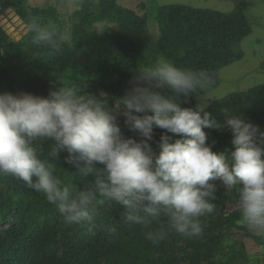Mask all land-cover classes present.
<instances>
[{
  "label": "trees",
  "instance_id": "trees-1",
  "mask_svg": "<svg viewBox=\"0 0 264 264\" xmlns=\"http://www.w3.org/2000/svg\"><path fill=\"white\" fill-rule=\"evenodd\" d=\"M26 2L0 9L29 26L0 24V264H248L264 84L196 98L243 57L249 1L161 5L156 44L118 0Z\"/></svg>",
  "mask_w": 264,
  "mask_h": 264
},
{
  "label": "rangeland",
  "instance_id": "rangeland-1",
  "mask_svg": "<svg viewBox=\"0 0 264 264\" xmlns=\"http://www.w3.org/2000/svg\"><path fill=\"white\" fill-rule=\"evenodd\" d=\"M0 0V6L2 5ZM55 4L61 5L60 11L70 12L81 7L79 0H52ZM237 0H118V3L124 7L138 11L140 14H147L148 30L151 36V42L156 44L159 36V24L157 22V9L161 5L180 3L192 5L201 8H210L223 12L234 9ZM249 7L247 15L251 23L252 32L247 35L241 43L243 57L233 63L223 67L220 70V84L213 90L205 92L196 98V104L199 108L206 107L215 99L226 96L229 93L246 90L257 84H264V0H248ZM30 4L42 5L49 0H27ZM26 2V4H27ZM145 5V7L142 6ZM3 9L1 14L6 15V24L9 25V34L16 40L20 39L28 30L29 26L21 21V18L12 14V10ZM98 24V23H97ZM100 22L99 25H104ZM107 24V23H106ZM100 27L99 29H104ZM115 110L117 108L115 107ZM140 170L139 165L133 167V171ZM251 220L256 223L255 233L258 242L252 238L239 235L243 238L249 252L248 264H264V215L253 216ZM247 225L248 224V221ZM255 227L250 226L253 231Z\"/></svg>",
  "mask_w": 264,
  "mask_h": 264
},
{
  "label": "water",
  "instance_id": "water-1",
  "mask_svg": "<svg viewBox=\"0 0 264 264\" xmlns=\"http://www.w3.org/2000/svg\"><path fill=\"white\" fill-rule=\"evenodd\" d=\"M10 10L13 11L12 14H13V13L16 14V11H14L12 8H8L6 11H10ZM16 16H18V17L20 18L19 15L16 14ZM6 21H7V18H6L5 13H4V14H1V15H0V24H1V25L7 30V32L9 33L8 28H7V27H9V25L5 23ZM21 21L23 22L22 19H21Z\"/></svg>",
  "mask_w": 264,
  "mask_h": 264
},
{
  "label": "built area",
  "instance_id": "built-area-1",
  "mask_svg": "<svg viewBox=\"0 0 264 264\" xmlns=\"http://www.w3.org/2000/svg\"><path fill=\"white\" fill-rule=\"evenodd\" d=\"M0 9H1V6H0Z\"/></svg>",
  "mask_w": 264,
  "mask_h": 264
}]
</instances>
